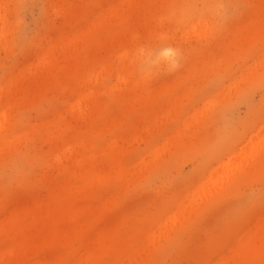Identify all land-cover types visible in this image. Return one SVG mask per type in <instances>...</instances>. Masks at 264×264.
<instances>
[{"label":"rangeland","instance_id":"374dc122","mask_svg":"<svg viewBox=\"0 0 264 264\" xmlns=\"http://www.w3.org/2000/svg\"><path fill=\"white\" fill-rule=\"evenodd\" d=\"M0 264H264V0H0Z\"/></svg>","mask_w":264,"mask_h":264},{"label":"clouds","instance_id":"9594fccd","mask_svg":"<svg viewBox=\"0 0 264 264\" xmlns=\"http://www.w3.org/2000/svg\"><path fill=\"white\" fill-rule=\"evenodd\" d=\"M174 55H175L174 51L172 49H169V48L162 49L158 53V56L165 61L171 60Z\"/></svg>","mask_w":264,"mask_h":264}]
</instances>
